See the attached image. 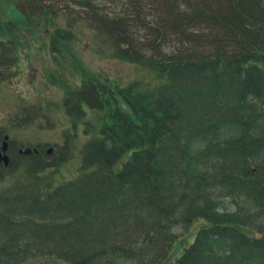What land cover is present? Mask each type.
I'll return each instance as SVG.
<instances>
[{"label":"trees","instance_id":"16d2710c","mask_svg":"<svg viewBox=\"0 0 264 264\" xmlns=\"http://www.w3.org/2000/svg\"><path fill=\"white\" fill-rule=\"evenodd\" d=\"M7 1L0 81L46 48L88 138L69 180L2 166L0 264H264V0ZM77 23L129 83L81 65Z\"/></svg>","mask_w":264,"mask_h":264},{"label":"rangeland","instance_id":"374dc122","mask_svg":"<svg viewBox=\"0 0 264 264\" xmlns=\"http://www.w3.org/2000/svg\"><path fill=\"white\" fill-rule=\"evenodd\" d=\"M8 3L7 0H0V10L7 9ZM73 29L79 36L72 45V50L76 52L86 70L100 73L123 84L129 83L134 74L136 76L138 71L132 64L110 57L111 55L95 53L92 28L84 23H77ZM32 40H35L33 36ZM31 50H28V46L24 47V52ZM44 51L48 50L35 46L30 60H26L23 53L18 71L9 80L0 83V127L12 139L19 141L22 148L39 143L47 145L49 149L51 147L52 152L50 149L51 154L46 156V162L57 168L54 180L61 182L73 178L78 172L81 148L88 136L85 135L84 124L73 127V122L64 111L62 90L47 80L46 75L54 71V65L49 54ZM26 112L30 114L28 120L25 119ZM58 160L61 162L58 163ZM232 207L231 203L229 208ZM185 232L186 228L180 224L173 228V233L181 237ZM179 250L180 247H175L174 254H178ZM143 260L145 264H153L147 255ZM53 263L52 260H33L26 264Z\"/></svg>","mask_w":264,"mask_h":264},{"label":"flooded vegetation","instance_id":"af4514ba","mask_svg":"<svg viewBox=\"0 0 264 264\" xmlns=\"http://www.w3.org/2000/svg\"><path fill=\"white\" fill-rule=\"evenodd\" d=\"M14 57V56H13ZM95 90V89H94ZM30 114L27 113V116ZM7 135V136H5ZM47 145H43L42 143L36 144L32 147L22 148L21 143L16 139H12L5 131L0 127V155H7L8 163L12 164L14 161H18L23 157H33L35 155H41L45 153L46 155H50L52 152L48 153ZM1 161V160H0ZM3 165L0 163V168Z\"/></svg>","mask_w":264,"mask_h":264},{"label":"water","instance_id":"95a60500","mask_svg":"<svg viewBox=\"0 0 264 264\" xmlns=\"http://www.w3.org/2000/svg\"><path fill=\"white\" fill-rule=\"evenodd\" d=\"M0 160H3V162H4L5 164H7V162H8V158H7L6 155H2V156H0Z\"/></svg>","mask_w":264,"mask_h":264}]
</instances>
